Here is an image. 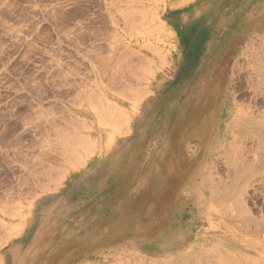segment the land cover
<instances>
[{
    "label": "rangeland",
    "instance_id": "rangeland-1",
    "mask_svg": "<svg viewBox=\"0 0 264 264\" xmlns=\"http://www.w3.org/2000/svg\"><path fill=\"white\" fill-rule=\"evenodd\" d=\"M263 80L264 0H0V254L240 263L264 186L216 111L264 120Z\"/></svg>",
    "mask_w": 264,
    "mask_h": 264
},
{
    "label": "bare ground",
    "instance_id": "bare-ground-1",
    "mask_svg": "<svg viewBox=\"0 0 264 264\" xmlns=\"http://www.w3.org/2000/svg\"><path fill=\"white\" fill-rule=\"evenodd\" d=\"M170 35L171 37L175 39L178 38V35L176 33L174 35L171 33ZM260 83L261 85H264V80L260 81ZM154 102L155 100L152 101L151 105H149L147 109L153 106ZM218 104H219V108L216 111L217 116L218 117L222 116L221 119L224 120V119H227L231 115L232 120H234V123H233L234 125H232L233 128H231L230 130L229 129L225 130L229 132L223 131L222 139L226 140L227 138H230L232 135H234L239 138L244 137L245 140L247 139H250L251 141L255 140L256 145L254 149L253 159L249 160L246 157H242V161H243L242 168L244 170H249V169L254 170L255 173H257L256 175H258V177L255 175L257 177L256 179L257 188H254L253 192L262 190L261 186H264V120L263 118L259 116L253 117L251 113H243L240 115L237 113H232L231 112L232 103L230 99L228 98H225L223 102H221V100L218 101ZM236 127H241L242 130L237 129ZM233 129L235 130L233 131ZM249 150L250 149H246L244 153H247ZM242 180L243 178L237 177L234 180L233 184L235 186L239 185L241 184ZM261 192H258V193H261ZM231 198H232V195H230V193L228 192L227 197L225 198V201H228ZM199 199L202 200L201 195ZM202 204L204 205V202H202ZM199 215L201 216L204 222V219L207 216L209 215L214 216L215 214L206 212L204 208V209H199ZM234 221H235V224H233V227L238 226L241 232H236L232 229L231 231L232 233L229 235L230 236L229 240L232 243H234L235 246L240 251L245 252V257L243 258V260L240 263L238 262H235V263L236 264H260V259L263 258L264 256V229L258 228L255 232H251L248 229V227L250 223H252L253 221L249 218L241 217V218H236ZM225 223H227L225 224L227 226L229 224L228 220ZM242 227H244V230L241 229ZM228 233H229V228L227 229V234ZM214 247H218V245H215ZM248 249H249V252H248ZM248 254H250L252 257L248 256ZM224 264H230V261L226 259Z\"/></svg>",
    "mask_w": 264,
    "mask_h": 264
},
{
    "label": "crops",
    "instance_id": "crops-1",
    "mask_svg": "<svg viewBox=\"0 0 264 264\" xmlns=\"http://www.w3.org/2000/svg\"><path fill=\"white\" fill-rule=\"evenodd\" d=\"M256 12H257V8H256ZM0 255H2L0 257V261H1L0 264H18L17 262L18 257H16V254H14L13 256V252L6 251V252L1 253Z\"/></svg>",
    "mask_w": 264,
    "mask_h": 264
}]
</instances>
